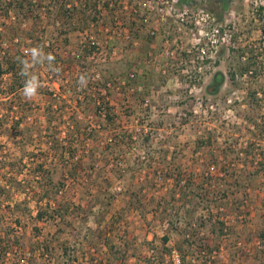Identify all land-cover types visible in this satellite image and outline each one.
<instances>
[{
	"label": "rangeland",
	"instance_id": "1",
	"mask_svg": "<svg viewBox=\"0 0 264 264\" xmlns=\"http://www.w3.org/2000/svg\"><path fill=\"white\" fill-rule=\"evenodd\" d=\"M104 1L106 0H90L91 6L100 11L105 9ZM238 1L239 9L244 8L240 0ZM64 2L70 3L71 6L79 5V0H60L58 7L63 6ZM124 4L127 6L125 10H123ZM214 4L215 2L213 3L210 0H196L195 3L189 6L193 9L206 7L207 10L217 16ZM108 5L107 8L111 9V13L109 17H102V15L99 17L98 15V25H96V22L87 23V25H84L85 27L78 24L74 25L76 29L69 31H66L68 25H63V21H61L64 16L62 17L60 14V16L55 17L53 9H50L49 12L40 10L37 13V16L41 19L46 20L47 16L50 15L58 20L57 29H54L56 26L54 28L46 27L44 22L41 23L40 28L45 27L46 32L43 38L46 41L49 40L51 38L50 32L56 30L49 41L55 43L58 48L57 51L61 52L62 56L65 55L72 61L68 71H64L65 77L63 76L57 81H50L43 74V71H39L40 83L32 79L27 84L36 88V94L31 98L25 96V86L16 92L15 95L19 96L24 108L26 106V108L33 109L25 115L26 118H29L30 126L43 130L42 127L45 123L43 109L48 104L47 91L49 90L54 95L61 96L60 99H66L64 120H68V114H70L82 123L86 133L93 130L92 139H86L84 145H80V142H78V150L75 153L77 159L74 160L85 161L86 166L94 165V172L102 168L103 175L109 177L113 190L120 193L113 203V208L116 210L121 209L127 220L128 231H131V234L137 238L135 246L131 245L128 251L129 254L132 251L136 253L135 257H131V263L138 260L139 264H148L144 258L150 257L153 259L152 255L154 254L150 252V245L145 243L144 240H152L154 235L160 237L164 230L159 220L153 218L151 214L147 215V221L150 220V222L146 225L135 207L127 209L128 196L125 192H128L127 190L132 184L136 187L140 186L141 179L145 180L149 178L148 176H151L152 172H149V166L156 168L158 172L161 170L160 166L165 164L164 166L171 170L179 168L183 177L191 182V187L198 188L199 186L196 185L201 181L204 182L202 188L207 192L206 202L198 206L195 214L189 220L193 228H197V230L199 216L206 222L207 226L199 229V235L205 238L207 243H212V236L208 230L210 221L207 219L219 217L229 226V231H231V235H227L229 239L223 237L219 242V246L214 248V250L219 249V257L214 264H260L255 258L256 246L259 245L255 231L258 230L256 229L257 224L261 227L264 226V184L259 183L262 181V175H259L252 180L256 181V187H253L247 174L255 169L254 165L251 164L253 154L264 149V123L261 120L263 118L260 117V115L264 116V100L258 101V98L253 96L254 91L264 89V80L260 79V82L251 84L246 79L240 78V81L235 78L231 79L229 73L236 67L238 57L234 64L232 55H227L224 50L219 54L220 60L218 63L207 64L199 73L192 69L193 72L189 76L194 77L196 74V78H199L198 75L200 76V80L194 85L200 86L201 89L195 96H191L192 91L190 90L193 81L190 82V78H187L180 70L183 67L178 64L180 58L174 60L164 59L160 55L157 56L160 54V50H158L160 43L156 38L153 39L150 36L147 26H143L138 22L135 25L136 27L132 28L130 38L127 40H123L118 34L119 31L116 28L114 17H124L128 27H131L128 19L129 15L127 14L131 2L129 0H118L116 3L112 2ZM75 12L78 11L75 10ZM40 13L44 17H41ZM125 13L126 17L124 16ZM90 15L91 13H88V21ZM33 16L34 14L30 13L27 19H32ZM78 19L75 18L74 21ZM65 32L66 34H64ZM55 33L59 36L57 40L54 39ZM64 37H67V42L62 44ZM91 37L92 40H98L101 47L100 49H92L90 54L84 53L81 50V44L82 42L89 43ZM6 45L8 46V44ZM113 49L115 50L114 54L111 53ZM31 56L28 54L27 59H33ZM61 63L64 62L61 61ZM28 64L30 66L31 62ZM61 66V68L67 67L66 64L65 67L63 64ZM36 70L35 68L32 69L34 74ZM131 72L135 73L134 77H129ZM218 72L222 74L223 78L219 86L216 87L214 85V75ZM33 73L29 72L31 75ZM72 74L94 75L93 78H84L82 84L78 83L81 88L77 91L80 92L77 94L79 100L77 102L68 99L73 96L72 92L60 89V86L66 88V81ZM103 76H117L116 83H106V87L101 86L97 89L94 83L98 77L102 79ZM123 79L126 81L125 84L121 83ZM2 80L5 85V82L8 81V75H5ZM1 88L4 89L5 87L1 86ZM108 91L109 94H107ZM233 92L235 93L232 94ZM235 94L238 97L236 102L234 104L228 103L227 98L230 95L235 96ZM100 96L104 97L103 101L106 102V106L111 108L110 114L114 117L115 123L105 121L104 111L97 113L94 110L93 102L99 105L103 102L100 100ZM197 96L203 98L202 106L205 108H208V105L212 102L215 107L214 112H206L201 114L200 117L194 115L192 110L199 105L195 101ZM145 98L149 100L147 105L143 104ZM89 102L90 104H88ZM4 104H8V94H0L1 112L2 108H5L3 107ZM224 114H229V116L222 118ZM249 118H255L258 125L254 121H250ZM70 120L73 121L74 119L70 117ZM115 131H118V134L122 132L125 136L115 139L116 137L112 135L115 134ZM130 135L131 144L127 143L129 138H126ZM144 135H149L147 146L142 145L143 139L140 138ZM111 136H113L114 142L115 140L121 142L119 147L114 148L111 145L113 143L110 140ZM9 140L8 134L0 135L2 146L10 153H14L13 143ZM84 148L86 150H83ZM44 149V145H40L39 141L33 138L20 150L29 155L30 152L36 153L39 150L44 152ZM136 158H138V164L141 162L138 165L140 170H137L139 179L137 176L136 179L128 176L129 172H127V175L117 180L114 172L110 173L113 168L111 164L118 162L120 165H116L120 169L117 167L115 171L121 173L124 172L125 165L132 164L133 159ZM105 160H109L110 165H106ZM5 162V160L0 159V167H3L0 171L2 177L0 178V184L4 186L2 200L0 199V216L3 212L2 218H5L3 223H0V249L7 246V254L0 256V264H26L25 261L22 263L18 261V258L27 255L25 252L29 248V241H35L37 238L50 241L55 252L54 256H60V253L63 255L62 258H59V264H74L71 256L80 258L76 264H86L81 260V251H89L90 253H94V251L93 248H86L85 244L80 245L78 243L81 236H77V233L75 235L70 234L68 227L64 226V222L60 223L59 226H55L52 221L40 222L33 219L38 210L34 203L38 195L33 189L39 190L38 183L34 182L32 170H30L35 165L33 161H24L21 166V169L25 170L23 174L12 173V176L9 175L10 170L4 167ZM12 163H15L14 159L6 164L7 168ZM130 167L132 168V166ZM135 167L138 168L136 165ZM6 170L8 175L5 174ZM59 173V170L53 171L54 181L59 177ZM236 178L241 180V187L235 185ZM220 179L223 180L220 181ZM81 180V185L90 186L88 190H91L90 194L94 196L96 189L93 188L95 177L90 178L84 174ZM217 183H222L226 190V196H223L222 191L217 188ZM159 184L154 185L155 187L149 185L144 188L145 190L143 189L142 195L147 194L143 198L145 204L153 198L154 194L158 197L161 193H166L168 204L175 211H178L183 204L178 201L177 197L175 199L170 197V190L174 184L172 179L169 178L163 184ZM6 185L7 187H5ZM77 187L72 202L87 206L90 194L88 192L82 193L83 186ZM227 197L228 199H226ZM236 202L239 205L238 210L235 209ZM192 203L193 201H188L184 207ZM8 205L10 206L9 209L4 207ZM184 209L179 211L178 216V225L183 228ZM169 211L171 210L169 209ZM71 215L66 216L65 220L73 218ZM16 218L20 220L19 226L14 224ZM34 226L40 229L38 237L33 236ZM76 226V232H80L81 230L85 231L86 226L95 228L96 223L90 217L86 222L80 223L78 220ZM12 230L18 231L19 235L16 239H13V242L12 237L7 235ZM179 238V235L173 232L168 246H172ZM155 244L157 243L152 245ZM65 248L71 254L70 257H65L67 253V251L63 252ZM197 250L196 245L184 250L187 253L186 260H190L193 264H199V259L196 258ZM238 250H244V258L240 257L237 253ZM174 252L177 253L173 250L171 254ZM171 254L165 255L167 261L172 260ZM210 259L212 260V257ZM28 264H47V262L40 257L39 253L35 252L32 259L28 260Z\"/></svg>",
	"mask_w": 264,
	"mask_h": 264
},
{
	"label": "trees",
	"instance_id": "2",
	"mask_svg": "<svg viewBox=\"0 0 264 264\" xmlns=\"http://www.w3.org/2000/svg\"><path fill=\"white\" fill-rule=\"evenodd\" d=\"M59 1L60 0H0V94H8V104H4L3 107L5 108H2V112L0 111V135H4L5 133L8 134V138L10 139L9 142L13 143L15 149L14 153H10V151L6 150V148L0 143V159L6 161L4 167L10 170L9 175L12 173L18 175L23 174V171L25 170L21 169V166L24 161H33L35 165L30 170H32L34 182L38 183L39 186V190L33 189L38 195L34 200L35 206H37L38 210L33 219L40 222L52 221L55 226H59L60 223L64 222V226L68 227L70 234L75 235L77 233V236H81L78 243L80 245L85 244L86 248H93L92 250L94 251V253L81 251L80 255L83 263L139 264V262H137L138 260L131 263L130 259L131 257H135L136 253L132 251L133 254H129L128 252L131 245L134 247L137 243V238L131 234V231H128L127 220L121 209L116 210L113 208V203L120 193L113 190L114 188H112L110 179L108 176L103 175L102 168L94 172V165L86 166L85 161L74 160L77 159L75 153L78 150V142H80V145H84L85 141H87L86 139H92L94 133L92 132L93 130L86 133L82 123L76 119L75 116H71L70 114H68V120H64L65 103L67 101L65 98L60 99L61 96L58 97L49 90L47 91L48 104L43 109L45 121L42 127L43 130L33 128L30 126L29 118H26L25 116L26 113L33 111V109H30L29 107L26 108V106L24 108V104H21L19 96L15 95L20 88L24 87L32 79L37 83H40V78L38 77L39 71H43V74H45L46 78L50 81H57L60 78H63L65 75L64 71H68L70 67L69 65H71L72 60H69L65 55L62 56V53L57 51L58 48L55 46V43L49 41L52 39L54 35L53 32L56 30L50 32L51 38H49V40L46 41L43 38V35L44 33L46 34V32L45 27L40 28L41 23L44 22L46 27L54 28L56 26L54 29H57L59 22L56 18L51 17L50 15L47 16L46 20L41 19L37 16V13L40 10L49 12L51 11L50 9H53L52 11L55 12V17L57 15L60 16V14L62 17L64 16L61 21H63V25H68L66 31H69L76 29L74 25L78 24L82 27L87 25V23L96 22V25H98V15L99 17L101 15L102 17H109L111 9L107 8L109 7L108 4L112 2L116 3L118 0L104 1L103 5L105 6V9L101 11L92 7L90 0H79L78 6H67L68 2H64L63 6L58 7ZM195 1L196 0H180V3L191 5L195 3ZM227 1H224V3L227 4ZM93 5L95 4L93 3ZM75 10L78 12L76 13ZM87 12L91 13L89 21ZM9 13H12L13 17H11ZM30 13L34 14V16L32 19L28 20V14ZM75 18H79L76 20L77 22L74 21ZM64 34H66V32ZM58 38V34L55 33L54 39L57 40ZM66 42L67 37H64L62 44ZM6 44H8V46ZM46 44H48V46H46ZM34 48L37 49L35 55L31 53V50ZM92 49H94V46L89 45L88 42H82L81 50L84 53L90 54ZM28 54L32 55L31 58L33 59H27ZM61 61L64 63H61ZM29 62H31L30 66L28 64ZM62 64L64 67L66 64L67 67L61 68ZM33 68L37 69L35 74L32 71ZM236 68L237 70L245 68L243 63H240L239 59ZM29 72L31 74L33 73V75L29 74ZM5 75H8V81L5 82L4 85L2 79H4ZM219 75V77L214 79V85L216 87L219 86L223 78L221 73ZM81 77H83V79L93 78L94 75L72 74L66 81V88L64 89L60 86L62 91L66 90L72 92L73 96L69 97V100H74L75 102L79 101L77 94L80 92L77 91L81 88V85L78 83H83ZM116 77L103 76L102 79L98 77L94 86L98 89L101 86L106 87V83L112 82V84H115ZM156 77L160 78L159 76ZM1 86L5 88L2 89ZM107 94H109V91ZM99 98L102 101L104 100V97L100 96ZM88 104H90V102ZM93 104L94 110L97 113H102L104 111L103 113L106 122L112 124L115 123L114 117L110 114L111 108L106 106V102L103 101L100 105L95 104V102H93ZM70 117L74 120H70ZM260 117L263 118L261 120L264 123V116L260 115ZM249 119L258 125L255 118ZM61 128L64 129L61 130ZM118 133V131H115V134H112L116 137L115 139H120L121 136H125L122 132H120V134ZM113 136L110 137V140L112 141ZM33 138H36L40 145H44L45 151L41 152L39 150V152H30L29 155H27L20 149H23V147ZM126 138H129L127 143L131 144V135ZM140 138L143 139L142 145L147 146L146 144L149 142V135H144ZM120 143V141L115 140L111 145L115 148L119 147ZM83 150H86V148ZM13 159L15 163H12L11 166L7 168L6 164ZM133 161L132 164L129 163L128 165H125V170L121 173L115 171V168L118 167L116 165L119 164L118 162L111 164L113 168L110 173L114 172L117 180L127 175V172H129L128 176H132L134 179H136L137 176L139 179V173L137 170H140L138 165L141 162L138 164V158L133 159ZM105 164L110 165V161L105 160ZM251 164L254 165L255 169L247 174L249 181H251L250 183L253 184V187H256V181L252 180L257 176L262 175V181L259 183L264 184V149L259 153L253 154ZM135 165L139 169L136 168ZM164 165L162 164L160 166L161 170L158 172L156 168L149 166V172H152V174L151 176H148V179L140 180L142 181L140 182L142 186L140 185L136 187L132 184V186L128 188V192H125L128 196L126 204L127 209L135 207L140 218L146 225L150 222V220L147 221L148 214H151L153 218H157L163 225L164 232L160 237L154 235L152 240H144L145 243L150 245V252L154 254L152 255L154 257L153 259L149 257L144 258V260L148 262V264H150V262H152V264H175L171 259L167 261L165 258V255H170L171 251L174 250L179 257V262L177 264H193L190 260H186L187 253H185L184 250L190 249L193 245H196L198 247L196 258L199 259V264H214L219 257V249L214 250V248L219 246V242L223 237L229 239L227 237V235H231L229 226H227L225 221L219 217L207 219L210 221L208 230L212 236V243H207L205 238L199 235V229L203 228V226L206 227V222L202 220L201 216H199L197 219L199 220L197 223V230V228H193L191 221L189 220V218H192L195 214L198 206L203 205V203L206 202L205 197L207 192L202 188L204 182L201 181L196 185L199 186L198 188L191 187V182L183 177L179 168L171 170ZM130 166H132V168ZM2 168L3 167H0V171ZM54 170L60 171L59 177L56 181H54L52 177ZM5 174L8 175L7 170ZM84 174L90 178L95 177V184H93V188H96L94 196L90 194L91 190H88L90 188L89 185L88 187L81 185V179L84 177ZM0 178L2 177L0 176ZM10 178L12 179V177ZM169 178H171L174 183L170 190V197L171 199L177 197L178 201L182 202L183 206H181L178 211H175L174 208L168 204L169 201L167 200L168 196L165 195L166 193H161L158 197L154 194L153 198L145 204L143 198L147 194L144 193L142 195L143 189L149 185L155 187L159 183L163 184ZM222 180L223 179H220V181ZM240 181V179L236 178L235 185L241 187ZM77 186H83V194L85 192L90 194V200L88 201L87 206H82L80 203L74 204L72 202V198L75 196L78 188ZM5 187H7V185ZM217 188L222 191L223 196L227 195H225L226 190L222 183H217ZM3 191L4 186L0 184V199L2 198ZM226 199H228V197ZM188 201H193V203L184 207ZM205 206L206 204L203 207L205 208ZM4 207L8 209L10 208L9 205ZM183 208H185V229L178 225L179 211ZM169 209L171 211H169ZM235 209H239L237 202L235 203ZM1 213L3 216V212ZM69 214H72L71 216H73V218L65 220V217ZM174 214L175 216L173 217ZM2 216H0V223H3L5 220ZM90 217H92L94 223H96V227L92 228V226H86L85 231L81 230L80 232H76V224L78 220L82 223L88 221ZM19 223V219H14L15 225L19 226ZM256 229L258 230L255 231V235L258 238L259 245L256 246L257 251L255 253V258L260 264H264V226L261 227L257 224ZM39 230L40 229L34 226L33 236L38 237L40 235ZM173 232L177 233L181 240L178 239L172 246H168ZM7 235L8 237H12V242L13 239H16L19 236L18 231L14 230ZM116 240L118 241L116 242ZM154 243L157 244L152 245ZM28 244L29 248L25 252L27 255L18 258V261L21 263L25 261L26 264H28V260L32 259L35 252L39 253L40 257L45 260L47 264H59V258L63 257L61 253L59 254L60 256H54L55 252L48 240H39L37 238L35 241L30 240ZM6 247L0 249V256H5L7 254ZM64 251H67L65 257L71 256L66 248L63 252ZM238 251L239 252L237 253L240 257L244 258V250ZM211 257L212 260L210 259ZM71 259L74 264L80 260L77 256H71ZM64 261L66 262V260Z\"/></svg>",
	"mask_w": 264,
	"mask_h": 264
},
{
	"label": "built area",
	"instance_id": "3",
	"mask_svg": "<svg viewBox=\"0 0 264 264\" xmlns=\"http://www.w3.org/2000/svg\"><path fill=\"white\" fill-rule=\"evenodd\" d=\"M129 2L131 5L127 14L131 27H128L124 17L115 16L118 34L123 40H127L130 38L132 28L136 27L138 22L147 26L150 36L160 43L158 49L160 54L157 56L174 60L180 58L178 64L183 66L180 70L187 78H190V82L193 81L191 96H195L201 89L200 86L194 85L200 80V76L198 75L199 78H196L197 74L194 77L189 76L193 72L192 69L199 73L207 64L218 63L219 54L224 50L227 55H232V49H237V56L245 66L242 70H236L235 67L230 71L231 79L235 78L239 81L240 78L246 79L251 84L260 82V79L264 80V0H240L244 8L237 10V13L228 3L221 18L207 10L206 7L193 9L185 3H180V0H129ZM230 3H234V0ZM125 4L123 10L127 9ZM70 5V3L67 4V6ZM9 15L13 17L12 13ZM40 16L44 17L42 13ZM124 16L126 17V13ZM249 28L253 29L252 35H250ZM235 31L238 35L237 42L233 41ZM256 40H261L258 46L255 45ZM89 44L96 49L101 47V43L98 40H92V37ZM114 49L112 54L115 53ZM250 52H257L252 62L248 60ZM134 75L135 73L131 72L129 77H134ZM125 82V79L121 80L122 84ZM261 90L253 92L258 101L264 100V89ZM236 99H238L236 94L235 96L230 95L227 102L234 104ZM195 101L199 105L192 110L194 115L200 117L206 112H214L215 107L212 102L208 108H205L202 106V97H195ZM148 103L149 100L145 98L143 104ZM226 116L229 114H224L222 118ZM171 258L175 264L179 262L177 253H172Z\"/></svg>",
	"mask_w": 264,
	"mask_h": 264
},
{
	"label": "flooded vegetation",
	"instance_id": "4",
	"mask_svg": "<svg viewBox=\"0 0 264 264\" xmlns=\"http://www.w3.org/2000/svg\"><path fill=\"white\" fill-rule=\"evenodd\" d=\"M221 2H222V0H220ZM230 1L231 0H228L227 1V4L229 3V4H231L232 6H233V9L236 11V13H237V10H239V7H238V2L236 3V1H238V0H234V3H230ZM223 3V2H222ZM220 9V8H219ZM221 10V9H220ZM221 11H225V9L224 8H222V10ZM224 13V12H223ZM223 13H220V14H223ZM249 32H250V35H252V33H253V29H251V28H249ZM259 38V37H258ZM237 39H238V35H237V31H235L234 32V35H233V41L234 42H237ZM260 39L262 40V37H260ZM261 40L259 41V40H256V42H255V45L256 46H258L260 43H261ZM253 51V50H252ZM251 53V52H250ZM256 53L257 52H252L251 53V55H250V57L248 58V60L250 61V62H252V61H254L255 60V55H256ZM231 54H232V61H233V63L235 64L236 63V61H237V49H232V51H231ZM257 57H258V54H257ZM239 59V58H238ZM239 61H240V59H239ZM220 72H218L217 74H215L214 75V79L216 78V77H219L220 75Z\"/></svg>",
	"mask_w": 264,
	"mask_h": 264
},
{
	"label": "clouds",
	"instance_id": "5",
	"mask_svg": "<svg viewBox=\"0 0 264 264\" xmlns=\"http://www.w3.org/2000/svg\"><path fill=\"white\" fill-rule=\"evenodd\" d=\"M36 51L37 49L34 48L31 50V53L35 55ZM81 81H83V77H81ZM24 94L26 97L31 98L32 96L36 94V88L26 84L24 88Z\"/></svg>",
	"mask_w": 264,
	"mask_h": 264
},
{
	"label": "crops",
	"instance_id": "6",
	"mask_svg": "<svg viewBox=\"0 0 264 264\" xmlns=\"http://www.w3.org/2000/svg\"><path fill=\"white\" fill-rule=\"evenodd\" d=\"M224 1H227V0H222V2L220 1V0H211V2H215V4H214V10L216 11V13H217V16L219 17V18H221V16H222V14H220V13H223L224 11H221L222 10V8H225V6H226V4H224ZM217 2V3H216ZM221 10H220V9ZM214 11V12H215Z\"/></svg>",
	"mask_w": 264,
	"mask_h": 264
}]
</instances>
